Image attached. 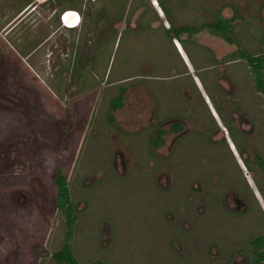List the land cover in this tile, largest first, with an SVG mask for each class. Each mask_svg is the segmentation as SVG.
Masks as SVG:
<instances>
[{"label": "rangeland", "instance_id": "obj_1", "mask_svg": "<svg viewBox=\"0 0 264 264\" xmlns=\"http://www.w3.org/2000/svg\"><path fill=\"white\" fill-rule=\"evenodd\" d=\"M13 2L0 0V93L15 101L0 104V264H62L59 172L79 264H256L264 95L240 55L264 57V0H90L72 81L48 45L31 68L23 35L7 38Z\"/></svg>", "mask_w": 264, "mask_h": 264}, {"label": "crops", "instance_id": "obj_2", "mask_svg": "<svg viewBox=\"0 0 264 264\" xmlns=\"http://www.w3.org/2000/svg\"><path fill=\"white\" fill-rule=\"evenodd\" d=\"M10 8H13L12 12L5 19L7 38L14 40L15 34L23 35L17 40V44L20 45L21 54L27 53L25 55L30 61L28 65L31 68L39 65L40 61L36 60L39 58L37 52L45 45L49 46L48 57L50 55L57 67L52 74H57L59 80L62 78L66 81L68 77L71 78L69 64L71 62L72 65V60L81 65L90 56L85 46L86 33L94 27V22L90 20L92 9L90 0H14ZM66 11H75L79 14L81 19L79 26L70 28L62 24L60 17ZM14 48L16 49L15 46ZM44 58L45 55L40 60ZM116 99L117 97L110 101V108Z\"/></svg>", "mask_w": 264, "mask_h": 264}, {"label": "trees", "instance_id": "obj_3", "mask_svg": "<svg viewBox=\"0 0 264 264\" xmlns=\"http://www.w3.org/2000/svg\"><path fill=\"white\" fill-rule=\"evenodd\" d=\"M209 27L212 31L217 32L223 36H227L232 33L230 23L223 19L222 17H218L215 21L209 24ZM175 29H173L174 31ZM191 29L189 27L181 28L179 30H175L173 33L181 34V33H189ZM193 31V30H192ZM240 58H246L250 67L253 70L255 75V81L257 85V89L264 95V57H254L251 55H246L245 53H241ZM125 91L123 90L122 95ZM124 96V95H123ZM123 96L119 101L123 100ZM118 101V102H119ZM257 164L261 167L264 172V158L257 156L256 157ZM57 184L59 187V198L58 204L59 208L63 210L68 217V233L67 240L63 247V249L54 254V258L62 264H79L73 255V251L70 246V240L72 237V226L75 222V217L72 215L73 203L69 196V188L67 178L62 174V172L57 173ZM254 245V256L256 264H264V237H260L253 242Z\"/></svg>", "mask_w": 264, "mask_h": 264}, {"label": "flooded vegetation", "instance_id": "obj_4", "mask_svg": "<svg viewBox=\"0 0 264 264\" xmlns=\"http://www.w3.org/2000/svg\"><path fill=\"white\" fill-rule=\"evenodd\" d=\"M8 62H9V60H8ZM17 69H18V67H17ZM17 74H18V75H16V74H15V75H16V76H19L18 70H17ZM18 84H19V83H18ZM9 87H10V86H9ZM18 87H20V86H18ZM17 91L19 92V94L15 95V96L18 97L19 95H21V93H20V92H21V89H18V88H17ZM23 94H24V93H23ZM119 97H120V98L122 97L121 93L117 96V99H116V101H115V102L119 103V105L117 106V108L120 109V108H122L123 104L125 103V98L123 97V100L118 102V100H120ZM10 100H11V102H15V101H13V100L9 97V94L6 93L5 91H3V92L0 93V104L3 106V109H4V110H5V105L8 104L7 101L10 102ZM5 102H6L7 104H6ZM115 106H116V104H114V103H113V106L111 105L112 110H113V109H116ZM113 111H114V110H113ZM55 122H56V121H55ZM176 125H177V124H174L175 128H177ZM160 128H161V127H160ZM160 128H159V130H161ZM177 129H178V128H177ZM157 130H158V129H157ZM161 136H162V134H161ZM161 142L163 143V141H161ZM162 143H161V145H162Z\"/></svg>", "mask_w": 264, "mask_h": 264}, {"label": "built area", "instance_id": "obj_5", "mask_svg": "<svg viewBox=\"0 0 264 264\" xmlns=\"http://www.w3.org/2000/svg\"><path fill=\"white\" fill-rule=\"evenodd\" d=\"M61 22L66 27H76L79 26L81 23L80 16L75 11H66L61 15Z\"/></svg>", "mask_w": 264, "mask_h": 264}]
</instances>
